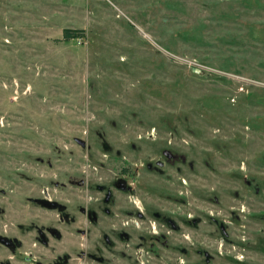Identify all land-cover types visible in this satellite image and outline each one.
Returning a JSON list of instances; mask_svg holds the SVG:
<instances>
[{"label": "rangeland", "instance_id": "rangeland-1", "mask_svg": "<svg viewBox=\"0 0 264 264\" xmlns=\"http://www.w3.org/2000/svg\"><path fill=\"white\" fill-rule=\"evenodd\" d=\"M145 134L264 184V0H0V184L110 178Z\"/></svg>", "mask_w": 264, "mask_h": 264}, {"label": "flooded vegetation", "instance_id": "flooded-vegetation-1", "mask_svg": "<svg viewBox=\"0 0 264 264\" xmlns=\"http://www.w3.org/2000/svg\"><path fill=\"white\" fill-rule=\"evenodd\" d=\"M135 138L136 157L103 141L110 178L1 183L0 264H264L257 175L240 164L198 173L194 142L177 134L156 150L146 143L158 136ZM229 177L242 189L227 191Z\"/></svg>", "mask_w": 264, "mask_h": 264}, {"label": "trees", "instance_id": "trees-1", "mask_svg": "<svg viewBox=\"0 0 264 264\" xmlns=\"http://www.w3.org/2000/svg\"><path fill=\"white\" fill-rule=\"evenodd\" d=\"M66 32H67V35H68V36H71V37H72V36L75 35V34H79V33L81 32V30L67 29ZM72 32L74 33L73 35L70 34V33H72Z\"/></svg>", "mask_w": 264, "mask_h": 264}, {"label": "water", "instance_id": "water-1", "mask_svg": "<svg viewBox=\"0 0 264 264\" xmlns=\"http://www.w3.org/2000/svg\"><path fill=\"white\" fill-rule=\"evenodd\" d=\"M76 141L78 142V143H80L82 146H86V140H84V139H82V138H76Z\"/></svg>", "mask_w": 264, "mask_h": 264}]
</instances>
